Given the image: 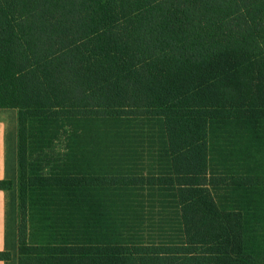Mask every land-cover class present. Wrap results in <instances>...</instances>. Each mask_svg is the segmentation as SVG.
<instances>
[{
	"label": "trees",
	"instance_id": "obj_1",
	"mask_svg": "<svg viewBox=\"0 0 264 264\" xmlns=\"http://www.w3.org/2000/svg\"><path fill=\"white\" fill-rule=\"evenodd\" d=\"M0 110V261L264 264V0H0Z\"/></svg>",
	"mask_w": 264,
	"mask_h": 264
},
{
	"label": "crops",
	"instance_id": "obj_2",
	"mask_svg": "<svg viewBox=\"0 0 264 264\" xmlns=\"http://www.w3.org/2000/svg\"><path fill=\"white\" fill-rule=\"evenodd\" d=\"M6 129L7 123L0 118V180L6 177ZM7 193L0 190V251L6 247ZM0 264H6L0 261Z\"/></svg>",
	"mask_w": 264,
	"mask_h": 264
},
{
	"label": "rangeland",
	"instance_id": "obj_3",
	"mask_svg": "<svg viewBox=\"0 0 264 264\" xmlns=\"http://www.w3.org/2000/svg\"><path fill=\"white\" fill-rule=\"evenodd\" d=\"M16 111H7V110H0V118L3 119L7 123V129H6V143L7 147L8 145L12 144L15 140V133H16ZM7 168L9 171H11L10 166L12 163V156L11 154L7 155ZM7 193V214L9 213V197ZM9 215L7 218L9 219ZM16 229H17V224L14 222L13 226L12 223H9V231H8V240H9V245L14 243V240L16 238ZM13 262H8L7 264H13Z\"/></svg>",
	"mask_w": 264,
	"mask_h": 264
}]
</instances>
